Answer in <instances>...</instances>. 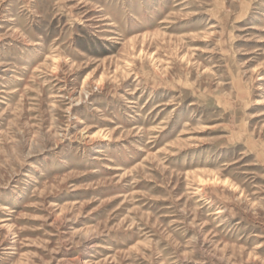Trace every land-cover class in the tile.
I'll return each mask as SVG.
<instances>
[{
	"label": "rangeland",
	"instance_id": "obj_1",
	"mask_svg": "<svg viewBox=\"0 0 264 264\" xmlns=\"http://www.w3.org/2000/svg\"><path fill=\"white\" fill-rule=\"evenodd\" d=\"M0 264H264V0H0Z\"/></svg>",
	"mask_w": 264,
	"mask_h": 264
}]
</instances>
